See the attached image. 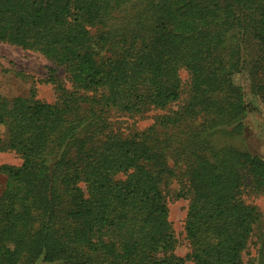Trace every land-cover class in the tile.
<instances>
[{"label":"trees","instance_id":"1","mask_svg":"<svg viewBox=\"0 0 264 264\" xmlns=\"http://www.w3.org/2000/svg\"><path fill=\"white\" fill-rule=\"evenodd\" d=\"M0 44L72 87L51 70L55 103L0 96V152L21 159L0 166V264H264V217L243 199L264 194V157L234 145L249 104L233 81L246 70L264 111V0H0ZM151 110L165 113L140 133L109 122Z\"/></svg>","mask_w":264,"mask_h":264},{"label":"rangeland","instance_id":"2","mask_svg":"<svg viewBox=\"0 0 264 264\" xmlns=\"http://www.w3.org/2000/svg\"><path fill=\"white\" fill-rule=\"evenodd\" d=\"M250 45V44H249ZM249 45L247 49L249 52ZM51 70H56L58 83L72 90L62 68L56 69L53 62L46 59L35 51L23 50L9 44H0V96L8 100L14 98H32L46 103H55L58 100L59 92L57 85L45 83ZM182 84H187V74L180 72ZM234 84L240 87L249 104V112L244 120L245 131L234 145L245 148L252 153L264 157V111L258 95L254 93L250 86V78L246 70H240L233 76ZM174 109L176 107H173ZM159 110H151L143 116L129 117L121 114H114L109 117V122L116 126L124 135L131 132L146 131L155 121V118L164 114ZM0 136L4 137V130L0 131ZM21 159L13 152H0V166H19ZM169 166H173V160L168 158ZM181 165L177 166V173ZM6 183V176L0 174V193ZM167 196L168 220L176 240L175 254L185 257L189 251V244L185 238L184 223L188 208V200L184 191V179H174L169 184ZM243 199L247 204L259 208L264 217V194L252 195L245 193ZM259 246H250L243 259L257 262ZM186 264H193L187 261Z\"/></svg>","mask_w":264,"mask_h":264}]
</instances>
